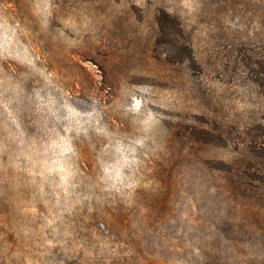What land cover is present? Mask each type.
Returning a JSON list of instances; mask_svg holds the SVG:
<instances>
[{
  "label": "rangeland",
  "instance_id": "1",
  "mask_svg": "<svg viewBox=\"0 0 264 264\" xmlns=\"http://www.w3.org/2000/svg\"><path fill=\"white\" fill-rule=\"evenodd\" d=\"M262 61L264 0H0V264H264Z\"/></svg>",
  "mask_w": 264,
  "mask_h": 264
},
{
  "label": "trees",
  "instance_id": "2",
  "mask_svg": "<svg viewBox=\"0 0 264 264\" xmlns=\"http://www.w3.org/2000/svg\"><path fill=\"white\" fill-rule=\"evenodd\" d=\"M175 27H177L175 22L170 21L169 23H164L162 22V17L161 18L159 17V28L161 31L169 35H174ZM260 73L262 74L261 80L263 81L262 83L264 84V61H262V70L260 71ZM250 147L251 148L249 151V155L247 156L250 162L258 163L259 158L264 159V126L261 134L256 136V138L250 143ZM249 175H250L249 177H251L252 179H256V177L253 174H249ZM229 186L232 188L233 191H242L244 193L248 192L250 194L252 193L256 194L258 193L259 189L261 190L263 189L259 185L256 186L248 182L242 183L233 180L229 182ZM257 212L258 211L256 210V213Z\"/></svg>",
  "mask_w": 264,
  "mask_h": 264
}]
</instances>
